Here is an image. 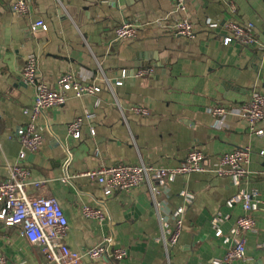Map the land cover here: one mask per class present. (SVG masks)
Instances as JSON below:
<instances>
[{
  "label": "crops",
  "instance_id": "obj_1",
  "mask_svg": "<svg viewBox=\"0 0 264 264\" xmlns=\"http://www.w3.org/2000/svg\"><path fill=\"white\" fill-rule=\"evenodd\" d=\"M14 1L0 0V177H6L22 148L16 129L29 120L24 109L32 106L35 90L23 83L21 73L34 54L38 76L51 88L60 89L63 73L100 87L98 93L81 97L70 92L65 104L46 110L38 121L44 142L38 151L27 152L23 162L30 181L45 182L30 191L55 197L63 208L70 248L84 252L112 236L115 246L128 252L118 264H213L230 247L215 234L214 214L230 215L221 225L228 235L242 206L229 207L227 200L257 188L261 203L254 213L256 231L247 233V258L240 264H264V121L252 129L237 112L255 90L264 92V57L251 45L223 41L228 33L224 23L232 20L254 22L255 34L264 42V0H189L185 15L195 28L192 38L176 36L169 28L180 17L173 12L174 0H28L29 11L20 16L11 12ZM38 20L46 23V30L33 28ZM126 21L139 25L137 36L115 41V28ZM145 66L154 72L133 75ZM124 69L130 76L117 85ZM134 105L147 107L149 114H135ZM217 105L234 111L219 126L208 113ZM85 110L95 116L85 120L81 138L73 139L68 126ZM244 146L252 155L246 165L249 173L238 186L227 175L192 172L155 192L143 185L106 196L97 181L80 175L119 163L175 167L194 148L214 165L220 155ZM182 190L194 195L191 203ZM84 205L100 209L104 220L84 216ZM175 207H184V225L168 257L156 238L162 236V220H171ZM0 252L9 264H46L22 226L2 220ZM109 263L107 258L85 257L80 264Z\"/></svg>",
  "mask_w": 264,
  "mask_h": 264
},
{
  "label": "built area",
  "instance_id": "obj_2",
  "mask_svg": "<svg viewBox=\"0 0 264 264\" xmlns=\"http://www.w3.org/2000/svg\"><path fill=\"white\" fill-rule=\"evenodd\" d=\"M100 2H113L114 0H98ZM189 0H174V13L180 17L174 19L169 28L176 36L192 38L195 35L193 23L185 15L188 9ZM30 2L28 0H15L11 4V12L15 16L28 13ZM235 10V5H232ZM228 33L224 36V44L238 41L244 45H251L262 53L264 57V42L255 34V23L252 21L240 24L235 21L224 23ZM47 29L43 20L33 23V28ZM139 25L133 22H123L115 28L114 40L119 41L137 36ZM39 58L34 54L28 56L26 64L21 73L22 81L26 85L34 87L35 97L30 108H25L24 113L29 116V120L21 124L16 129L21 150L18 160L8 165L6 177H0V201H4V206L0 209V220L6 225H21L22 233L30 243L40 247L45 256L46 264H80L85 257L90 259L107 258L111 264L121 263L127 256L125 248L115 246L114 238L108 236L99 243L91 246L84 252L70 248L65 242L68 233L67 216L57 201L51 195L45 193H34L31 187L40 189L44 186V181H30V170L23 163L27 152L38 151L43 142L44 134L42 127L38 124L44 112L50 108L61 106L69 98L70 92L77 97L86 94H96L100 87L91 83L78 80L73 74L63 73L58 79L59 90H55L38 76ZM154 68L150 66L137 68L133 75L143 77L151 75ZM130 76L128 70H122V74L116 80L117 85H122L124 78ZM99 99L97 100V104ZM131 110L135 114L148 115L149 109L144 106L134 105ZM235 110V109H234ZM234 111L217 105L208 108V113L214 118V125L219 126L227 116ZM241 117L248 119L252 129L258 122L264 121V92L255 90L249 101L237 108ZM95 116L89 110L76 117L68 126V134L73 139H80L82 136V126L85 120H91ZM91 133L95 135V128H91ZM262 134V131H258ZM96 155L100 154V149H96ZM261 153H264L262 151ZM252 149L248 146L236 148L230 152L219 156L214 165L207 163V155L200 149L190 150L184 162L175 167H157L145 162L138 164L102 165L98 168L89 169L80 175L97 181L103 188L106 196H111L116 191L131 192L140 186L146 185L152 192L157 191L159 186H164L172 182L179 175L190 174L192 172H212L218 176H229L232 183L238 186L247 177L248 169L246 165L250 162ZM67 179V177L65 178ZM187 203L193 201L194 195L182 190L180 193ZM260 192L257 188L251 190H241L227 200L226 205L233 207L240 203L242 212L238 216L235 224L228 235L223 234L221 225L229 218V214L218 211L212 218V226L216 236L223 237L225 243L230 247L224 258H214L213 264H240L246 260L247 233L256 231L257 221L254 216L258 210L261 200ZM184 207H175L171 210V220H162V236L156 238L158 242L165 245L169 257V251L174 247L181 236L184 225ZM83 214L88 218L104 220L105 214L98 208L84 205ZM0 264H9L6 256L0 252Z\"/></svg>",
  "mask_w": 264,
  "mask_h": 264
},
{
  "label": "water",
  "instance_id": "obj_3",
  "mask_svg": "<svg viewBox=\"0 0 264 264\" xmlns=\"http://www.w3.org/2000/svg\"><path fill=\"white\" fill-rule=\"evenodd\" d=\"M109 264H111V263H109Z\"/></svg>",
  "mask_w": 264,
  "mask_h": 264
}]
</instances>
